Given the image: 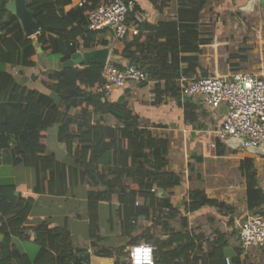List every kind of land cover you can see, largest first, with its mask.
Masks as SVG:
<instances>
[{
    "label": "trees",
    "instance_id": "trees-1",
    "mask_svg": "<svg viewBox=\"0 0 264 264\" xmlns=\"http://www.w3.org/2000/svg\"><path fill=\"white\" fill-rule=\"evenodd\" d=\"M9 1L0 0V149L10 151V162L35 171L36 193L65 195L87 179L102 184L104 189L89 193L91 238L100 239L96 234L99 203L110 202L117 195L124 235L131 236L137 218H153V225L133 242L142 239L156 245L154 264H225L224 248L228 244L225 235L219 234L210 242L206 258L195 259L204 248L203 234L190 230L185 217L183 227L175 230L173 220L180 210L173 206L170 195L163 198L157 195L156 189L169 192L181 184L180 174L168 169L169 139L154 136L149 127L141 124V117L127 100L128 91L118 101L101 100L104 64L62 66L78 51L81 42L85 49L97 46V33L88 29V18L99 4L109 0H84L81 8L69 12L65 7L71 0H28L40 26L37 40L43 52L59 55L61 63L60 70L44 71L35 78L49 87L58 101L19 83L6 69L8 65L35 67L37 64L35 39L25 35L19 19L7 8ZM152 1L162 8L175 0ZM176 1L177 16L152 27L157 40L165 38L166 42L149 40L141 49L142 58L135 55L131 60V64L148 76L141 85L149 80L164 81L155 86L156 103H163L165 95L179 99L181 89L176 80L199 68L192 60L190 68L183 70L181 54L198 51L200 44L210 42L200 39L198 29L201 11L208 0ZM137 11L138 7L134 6L131 15ZM135 40H140V35ZM107 44L102 41V45ZM150 53H155V57L148 59ZM179 104L185 106L188 118L189 106L180 101ZM95 113L107 114L114 124H107L103 117L95 121ZM54 125L59 126V142L74 157L75 165L61 162L47 151L49 128ZM218 147H222L220 142ZM241 170L248 181L249 209L262 208L264 191L257 184L254 160L244 158ZM140 196L146 200L142 205L138 202ZM208 203L214 201L204 191L191 189L185 208L193 212ZM34 204L33 197L17 193L15 184L0 185V264H87L83 259L87 250L75 245L68 228L53 227L46 221L32 228L25 226ZM15 236L33 238L40 245L35 260L12 245ZM99 255L109 257L115 253L103 249ZM123 264H129L128 260Z\"/></svg>",
    "mask_w": 264,
    "mask_h": 264
},
{
    "label": "crops",
    "instance_id": "crops-1",
    "mask_svg": "<svg viewBox=\"0 0 264 264\" xmlns=\"http://www.w3.org/2000/svg\"><path fill=\"white\" fill-rule=\"evenodd\" d=\"M130 1L138 7V11L129 18L131 26L138 32H130L123 39L116 38L110 31L96 35L95 48L109 47V60L123 67L130 65L135 55L142 58L141 49L149 40L153 42L155 39L159 44L166 42L165 38L157 40L156 31L152 27L161 21L175 18L178 11L176 0L162 8L152 0ZM83 4L84 0H71L65 10H76ZM198 29L200 39H210V42L200 44L198 51L181 54L183 70L190 68L192 60L197 62L199 68L195 72L189 70V75H182L176 80L180 89L185 80L198 76L228 75L236 71L264 75V4L261 0H208L201 11ZM138 35L140 40L136 41ZM102 41L108 44L102 45ZM50 54L53 53L37 50L35 67L8 65L6 69L19 83L58 101V96L35 78L44 71L60 70V56L53 57L50 62L47 59ZM154 57L155 53H150L148 59ZM163 82L149 80L145 85H141V82H127L123 87L115 89L109 100L118 101L128 91L127 100L133 111L141 117V124L149 127L154 136L169 139L168 169L180 174L181 184L169 192L161 189H156V192L162 198L170 195L171 203L180 210V215L173 220L174 229L183 227L182 219L185 217L190 230L203 234L204 248L195 255V259L206 258L210 252V242L223 234L228 240L224 248L225 264H264V248H243L239 239L240 227L248 217L264 215V206L249 209L248 181L241 170L242 160L252 158L258 187L264 191V147L260 151H250L241 148L236 141L219 137L218 130L226 115L224 105L209 107L200 96L183 97L182 94L179 99L165 95L163 103H156L154 89L157 83ZM179 101L190 107L188 118L185 116V106L180 105ZM101 117L109 119L107 114H94L95 121ZM210 125L218 128L216 133L208 131ZM58 131V125L49 128L47 151L54 153L59 161L75 165L74 157L59 142ZM219 142L222 145L220 148ZM9 158L10 151L0 149V185L15 184L18 194L35 199L25 226L32 228L46 221L53 227L68 228L75 245L85 248V254L91 255L92 264H123L128 260L130 247L135 244L133 240L153 225L152 217L141 216L135 221L131 236L124 235L121 206L115 195L110 202L99 203V227L96 234L100 239L91 238L89 193L104 189L102 184L87 179L65 195L36 193L35 171L22 164L13 165ZM191 189L204 191L214 203L205 204L193 212L186 210L185 203L189 201ZM138 202L142 205L146 200L140 196ZM12 245L31 260L36 259L41 249L33 238L25 240L15 236ZM103 249L114 251L115 255L100 256L99 251ZM123 252H127L128 256H123Z\"/></svg>",
    "mask_w": 264,
    "mask_h": 264
},
{
    "label": "built area",
    "instance_id": "built-area-1",
    "mask_svg": "<svg viewBox=\"0 0 264 264\" xmlns=\"http://www.w3.org/2000/svg\"><path fill=\"white\" fill-rule=\"evenodd\" d=\"M133 9L131 1L103 2L90 14L87 27L97 34L110 31L118 39L130 32L136 34L138 30L129 22ZM83 50L86 49L81 42L78 51ZM103 78L104 85L99 90L103 102L109 101L112 92L127 82L148 80L147 74L137 65L119 67L112 60L104 64ZM181 94L183 97L200 96L209 107H226L224 121L218 130L221 139H235L243 149L258 147L264 142V75L237 71L191 78L181 86ZM239 239L243 248H264V215L248 217L240 227ZM155 248L145 241L133 244L128 263L154 264Z\"/></svg>",
    "mask_w": 264,
    "mask_h": 264
},
{
    "label": "water",
    "instance_id": "water-1",
    "mask_svg": "<svg viewBox=\"0 0 264 264\" xmlns=\"http://www.w3.org/2000/svg\"><path fill=\"white\" fill-rule=\"evenodd\" d=\"M261 1L264 4V0ZM7 8L19 19L25 35L27 37L35 39L34 45L37 50L39 52L43 51L41 44L36 39L37 34L40 32V26L35 18L34 11L29 8L28 0H11L9 1ZM110 51L111 50L109 47H97L93 49L77 51L69 60L63 62L62 66L65 68H69L82 63L105 64L110 58ZM229 140L236 141L232 138H230ZM262 147H264V142L258 147H250L247 149L250 151H260ZM1 240L2 235H0V241ZM154 246L156 247L155 244ZM83 259L87 262V264H92L91 255L89 253L85 254L83 256Z\"/></svg>",
    "mask_w": 264,
    "mask_h": 264
},
{
    "label": "rangeland",
    "instance_id": "rangeland-1",
    "mask_svg": "<svg viewBox=\"0 0 264 264\" xmlns=\"http://www.w3.org/2000/svg\"><path fill=\"white\" fill-rule=\"evenodd\" d=\"M58 55H56V54H50L49 56H47V59H48V61H52L54 58L53 57H57ZM50 57H52V59H50ZM48 70V69H47ZM50 71V70H49ZM109 117V116H108ZM105 122L107 123V124H109L110 125V123L111 124H114V120L111 118V117H109V119L107 120V119H105ZM209 129H208V131H213V133H216L217 132V130H218V128H213L212 127V125H210L209 127H208ZM211 135H214V134H211ZM127 255L128 256V254H127V252H123L122 253V255L123 256H125V255ZM126 257V256H125Z\"/></svg>",
    "mask_w": 264,
    "mask_h": 264
}]
</instances>
